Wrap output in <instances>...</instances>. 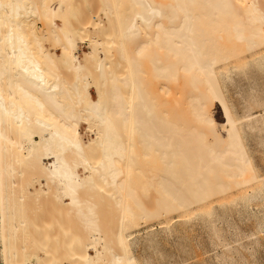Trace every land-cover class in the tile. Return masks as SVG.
<instances>
[{
  "label": "bare ground",
  "instance_id": "bare-ground-1",
  "mask_svg": "<svg viewBox=\"0 0 264 264\" xmlns=\"http://www.w3.org/2000/svg\"><path fill=\"white\" fill-rule=\"evenodd\" d=\"M190 214L210 263L261 264L264 0H0V263L161 264L133 232Z\"/></svg>",
  "mask_w": 264,
  "mask_h": 264
},
{
  "label": "rangeland",
  "instance_id": "rangeland-1",
  "mask_svg": "<svg viewBox=\"0 0 264 264\" xmlns=\"http://www.w3.org/2000/svg\"><path fill=\"white\" fill-rule=\"evenodd\" d=\"M95 2V1H94ZM96 7L97 5H96V2H95V5H93V7ZM94 7V8H95ZM101 20H102V24H106V21H105V18L102 16V18H101ZM87 43V42H86ZM86 43H84V44H82V45H78L77 46V49H76V55L78 56V58H79V60H81V53L82 52H88V51H90V48L88 47V45H86ZM89 49V50H88ZM78 51V52H77ZM237 79V78H236ZM243 84V86L245 87V85H244V83L245 82H242ZM242 86V88H244ZM90 97L92 98V99H95L96 98V95H95V90H94V88L93 87H90ZM92 90V91H91ZM231 93V92H230ZM229 93V95H231L232 96V94H230ZM234 97L235 96H233V97H231V98H233V100H234ZM236 100H234V102H235ZM214 102V103H213ZM217 102L215 101V100H213L212 101V105H211V107H210V111H211V114H212V116H213V118H214V120H215V122H216V125H217V130L221 133V124H223L224 123V116H223V114H222V110H221V108H220V106H219V104L217 103V105H215ZM235 104L237 105V101L235 102ZM223 119V120H222ZM91 131H89V130H87L86 129V125L84 124V123H81L80 124V128H79V133H80V136H81V139H82V141H84V142H86L88 139H90V138H93L94 136H93V132H91ZM82 133V134H81ZM222 134V133H221ZM223 135V134H222ZM44 162V164L45 165H48V162L49 161H47V160H44L43 161ZM28 173V174H27ZM30 174V175H29ZM29 177H31V175H32V173L31 172H24V177H27V178H29ZM43 183H44V181H43ZM43 187H45V185L43 186ZM53 187H54V189L56 190V191H59L60 190V187H59V185H58V183L57 182H53ZM51 192V191H50ZM46 199V198H45ZM31 201H32V203H31ZM29 203V204H28ZM28 203H27V211L30 213V214H37L38 216H40L41 215V217L40 218H44V220L45 219H48L49 221H52L53 222V224L55 223V221H60V217H54L55 215H56V213H57V210L55 209V208H50V206H51V204H52V202L50 201V203H49V199H46V200H44V199H42V202H40V203H37V201L36 200H34V199H32L31 200V198H30V200L28 201ZM30 203H31V205H30ZM35 203V204H34ZM33 204H34V206H33ZM37 205V206H36ZM253 205H251L250 207H252ZM255 204H254V206H253V209L252 208H250V207H248V210H247V208L246 209H242V210H240L241 208H239V207H236V206H230L229 208H227V212H225V214H224V220H222V221H226L225 223L223 222H219L218 224L219 225H221V226H219L220 228H221V230H223V232H224V234H225V236H227L228 238L230 237L229 235H231L229 232H231V229H230V227L229 226H238L240 229H242L243 230V228H244V231L245 230H247L248 228H249V226L252 224V222L254 223V217L253 216H251L252 214L254 215L255 213L258 215V213H257V210H258V208L259 207H256L255 208ZM30 207V208H29ZM36 207V208H35ZM37 207H38V209H37ZM234 207V208H233ZM235 208H237V209H235ZM30 209H32V211L30 210ZM36 210L37 209V211H34L33 212V210ZM233 209V210H232ZM250 209V210H249ZM252 209V210H251ZM238 210H240L239 212H238ZM231 211V213H228V212H230ZM235 211V212H234ZM241 211H245V213H243L244 215H248V211L250 212L249 213V216H251V217H249V216H243V214L241 213ZM40 212V213H39ZM228 215H227V214ZM236 214H238V215H236ZM230 215V216H229ZM242 216H243V218H242ZM176 215H174L173 216V218L171 219V221L170 222H168L169 224H163V223H161V224H159L158 222H156V221H152L149 225H145V224H143V223H141L140 225H139V229L137 228L134 232H133V236L134 237H137V238H139V244H137L135 247H136V249L133 247V253H134V255L135 256H137V258L138 259H141L143 256H146V254H148L149 255V257L151 256V258H153V260H154V254L156 255V256H158V253H159V251L161 252V254L164 256V259H163V257L162 258H160V260L162 259V263H164V264H166L167 262V264H212V263H210V261L208 260V258H209V255L211 254V252H210V247H209V237H207L208 235V233H206V232H208V230H207V227L203 224V222L201 221V219H199V217H195V216H191V214H190V217H189V215H187V217H188V219H185V218H187L186 216H181V217H183V218H180V217H177ZM231 217V218H230ZM238 217V218H237ZM197 220H196V219ZM229 218V219H228ZM237 218V219H236ZM241 218H242V220H241ZM246 218H248V219H246ZM253 219V221H252V219ZM69 219V216H67V215H63V221L64 220H68ZM228 219V220H227ZM231 219V220H230ZM239 219V220H238ZM246 219V220H245ZM183 220V221H182ZM234 220V221H233ZM238 221V223L237 222H235V221ZM243 220H245V222H243ZM249 221V223H251L250 225L248 224L247 225V223H248V221ZM188 221V222H187ZM190 221V222H189ZM201 221V222H200ZM177 222V223H176ZM179 222V223H178ZM184 222H186V223H184ZM230 222V223H229ZM233 222H234V225H233ZM200 223H202V224H200ZM229 223V224H228ZM244 223V224H243ZM224 224L227 226L228 225V227H224ZM240 224V225H239ZM247 225V227H246V225ZM204 225V226H203ZM242 225H243V228H242ZM244 225H245V227H244ZM165 226H166V229H165ZM225 228H223V227ZM252 226H253V224H252ZM251 226V227H252ZM148 227V228H147ZM168 227V228H167ZM170 227V228H169ZM204 227H206V228H204ZM54 229H55V227H53ZM245 228H247V229H245ZM53 229V230H54ZM150 229H151V231H150ZM161 229H163L162 231H161ZM172 229H174V230H172ZM178 229H179V231H178ZM230 229V230H229ZM153 230V231H152ZM165 230V231H164ZM167 230H169V232L167 231ZM171 230V231H170ZM206 230V231H205ZM150 231V232H149ZM148 232L149 233H154V235H155V237L156 236H158V237H156L155 238V242H154V244L150 247V248H152L153 247V249H151V250H147L148 249V247H146L147 245H145L146 244V242L143 240V238L144 237H146V235H147V237H148ZM167 232V233H166ZM227 232H228V234H227ZM173 233V234H172ZM170 234H172V235H170ZM167 235V236H166ZM207 235V236H206ZM143 240V241H142ZM157 240H158V242H157ZM180 241V242H179ZM184 242V243H183ZM157 243H159V244H157ZM186 243V244H185ZM142 245V246H141ZM156 245V246H155ZM178 245H180L179 247H181V248H179L178 247ZM161 246V247H160ZM262 246V247H261ZM260 246V248H262V249H260V251H259V249L257 250V258L259 259V262L261 263V264H264V244H262ZM141 247V248H140ZM146 247V248H145ZM156 247V248H155ZM182 247H183V249H182ZM187 249H186V248ZM139 248V249H138ZM149 248V249H150ZM155 248V249H154ZM185 248V249H184ZM180 249V252L178 251ZM206 249V250H205ZM60 251H61V249H59ZM58 250V251H59ZM156 250V251H155ZM185 252H183V251ZM188 250H190V251H188ZM205 250V251H204ZM209 250V251H208ZM144 251V252H143ZM173 251V252H172ZM178 251V252H177ZM206 251H208V252H206ZM259 251V252H258ZM151 252V253H150ZM153 252H155V253H153ZM206 252V253H205ZM210 252V253H209ZM59 253H61V252H59ZM141 253V254H140ZM165 253V254H164ZM170 253V254H169ZM172 253V254H171ZM182 253V254H181ZM188 253H189V255H188ZM190 253H192L191 255H190ZM58 254V253H57ZM142 254H144V255H142ZM160 254V253H159ZM174 254H176V255H174ZM187 254V255H186ZM61 255V254H60ZM60 255L59 256H57L56 255V257L55 258H58V257H60ZM142 255V256H141ZM147 255V256H148ZM180 255H182V256H179ZM184 255H186V256H184ZM207 255H208V257H207ZM155 256V257H156ZM188 256V257H187ZM141 257V258H140ZM167 257V258H166ZM170 257V258H169ZM184 257V258H183ZM187 259H186V258ZM183 258V259H182ZM160 260H158V261H160ZM163 260H165V261H163ZM184 260V261H183ZM155 261H156V259H155ZM167 261V262H166ZM208 261V262H207ZM176 262V263H175ZM161 263V264H162ZM1 264V263H0ZM27 264H30V263H27ZM31 264H33V262H31ZM65 264H68V263H65Z\"/></svg>",
  "mask_w": 264,
  "mask_h": 264
}]
</instances>
